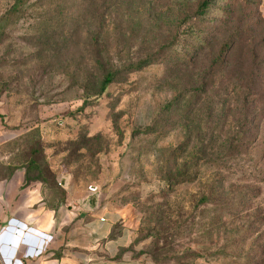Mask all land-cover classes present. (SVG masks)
<instances>
[{"label": "rangeland", "instance_id": "rangeland-1", "mask_svg": "<svg viewBox=\"0 0 264 264\" xmlns=\"http://www.w3.org/2000/svg\"><path fill=\"white\" fill-rule=\"evenodd\" d=\"M203 1L0 0V99L137 256L264 264V0Z\"/></svg>", "mask_w": 264, "mask_h": 264}, {"label": "crops", "instance_id": "crops-1", "mask_svg": "<svg viewBox=\"0 0 264 264\" xmlns=\"http://www.w3.org/2000/svg\"><path fill=\"white\" fill-rule=\"evenodd\" d=\"M0 99V264H153L111 194L66 172L53 147H32Z\"/></svg>", "mask_w": 264, "mask_h": 264}, {"label": "trees", "instance_id": "trees-1", "mask_svg": "<svg viewBox=\"0 0 264 264\" xmlns=\"http://www.w3.org/2000/svg\"><path fill=\"white\" fill-rule=\"evenodd\" d=\"M208 7H209V1H207V0H204L201 4H200V6H199V8H198V13H202V14H204L205 12H206V10L208 9ZM112 80H113V75H107L106 77H105V79H104V81H103V84H102V87H101V92L102 93H104L106 90H107V88H108V86L112 83Z\"/></svg>", "mask_w": 264, "mask_h": 264}]
</instances>
